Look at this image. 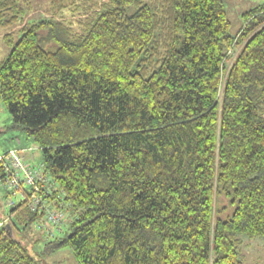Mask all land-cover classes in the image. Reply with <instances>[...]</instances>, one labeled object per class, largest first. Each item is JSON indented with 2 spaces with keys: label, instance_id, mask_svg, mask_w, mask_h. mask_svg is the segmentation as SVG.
I'll return each instance as SVG.
<instances>
[{
  "label": "trees",
  "instance_id": "1",
  "mask_svg": "<svg viewBox=\"0 0 264 264\" xmlns=\"http://www.w3.org/2000/svg\"><path fill=\"white\" fill-rule=\"evenodd\" d=\"M29 1L0 0V28ZM49 1L0 62L10 129L43 151L71 216L42 255L245 264L264 236V6L233 36L223 0ZM40 218L26 202L0 218V264H39L18 223Z\"/></svg>",
  "mask_w": 264,
  "mask_h": 264
},
{
  "label": "rangeland",
  "instance_id": "2",
  "mask_svg": "<svg viewBox=\"0 0 264 264\" xmlns=\"http://www.w3.org/2000/svg\"><path fill=\"white\" fill-rule=\"evenodd\" d=\"M158 0H142V4H147L149 6H154ZM225 9L227 11L228 17L231 22L230 33L236 36L241 28L243 27L244 14L258 6H264V0H223ZM94 9L98 13H103L111 9L110 5H107L102 0H89ZM49 0H30L24 5L25 11L21 15L20 21L17 25L9 28H0V62L5 60L10 54L14 44L22 36L21 28L24 26H29L41 21L51 20L52 15L49 12ZM138 10V6H133L128 9V14L132 15ZM69 15V14H67ZM11 34V37H6ZM9 40V42H8ZM238 51V50H237ZM4 109V113H1V122L5 121V118H9L10 125L13 123V118L3 102H0V109ZM10 132L6 129V133ZM15 133H24L26 139L29 140L28 145L17 144V150L23 151L22 155L25 158V162L30 167H36L44 162L43 151L37 148L35 142L27 135L24 130H17ZM5 133H0V152L2 154L11 150L6 148L4 138ZM13 149V148H12ZM32 149V151H30ZM29 150V151H28ZM34 155V159L33 156ZM13 200L16 205L21 203V195L17 194L9 195L8 192L0 184V218H4L10 214L12 207L9 206V202ZM223 204V203H222ZM18 227L22 230L21 237L27 243L26 248L30 254L39 262V264H79L75 257V254L70 247H63L51 254L42 255L45 251L46 245L55 240L54 237H48L44 231H36L32 226L23 227V225L18 223ZM69 225L63 226V233L68 231ZM241 258L244 260L245 264H264V236L249 239L246 238L243 246V253Z\"/></svg>",
  "mask_w": 264,
  "mask_h": 264
},
{
  "label": "built area",
  "instance_id": "3",
  "mask_svg": "<svg viewBox=\"0 0 264 264\" xmlns=\"http://www.w3.org/2000/svg\"><path fill=\"white\" fill-rule=\"evenodd\" d=\"M22 153L17 149L0 152V184L9 195L20 194L21 202H26L32 212L41 216L33 225L36 231L42 230L50 236L60 234L71 220L68 205L57 194L45 165L28 166ZM9 206L15 207L16 202L11 200Z\"/></svg>",
  "mask_w": 264,
  "mask_h": 264
},
{
  "label": "crops",
  "instance_id": "4",
  "mask_svg": "<svg viewBox=\"0 0 264 264\" xmlns=\"http://www.w3.org/2000/svg\"><path fill=\"white\" fill-rule=\"evenodd\" d=\"M4 113V109H0V115L1 113ZM1 118V116H0ZM10 119L7 117L5 118V121L4 122H1V119H0V133H5L4 134V138L7 140L5 141V146L6 148H9V149H15L16 148V145L17 144H24V145H28L29 144V140L26 139L24 133H15V131L17 130H14V129H10ZM6 129H9L10 132H8V134L6 133ZM29 151V150H28ZM33 159H34V155L32 156Z\"/></svg>",
  "mask_w": 264,
  "mask_h": 264
}]
</instances>
